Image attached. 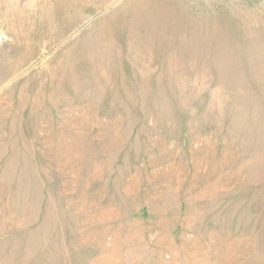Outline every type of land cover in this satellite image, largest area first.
Returning a JSON list of instances; mask_svg holds the SVG:
<instances>
[{
  "label": "rangeland",
  "instance_id": "obj_1",
  "mask_svg": "<svg viewBox=\"0 0 264 264\" xmlns=\"http://www.w3.org/2000/svg\"><path fill=\"white\" fill-rule=\"evenodd\" d=\"M0 264H264V0H0Z\"/></svg>",
  "mask_w": 264,
  "mask_h": 264
}]
</instances>
